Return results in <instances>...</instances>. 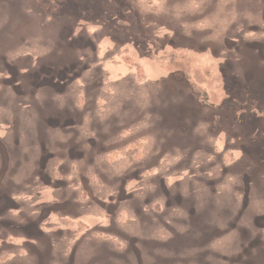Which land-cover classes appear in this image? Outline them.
I'll return each instance as SVG.
<instances>
[{"label": "rangeland", "instance_id": "1", "mask_svg": "<svg viewBox=\"0 0 264 264\" xmlns=\"http://www.w3.org/2000/svg\"><path fill=\"white\" fill-rule=\"evenodd\" d=\"M30 2L0 0V264H251L211 244L231 219L264 264V159L208 137L232 102L264 124L228 87L264 84V0Z\"/></svg>", "mask_w": 264, "mask_h": 264}, {"label": "flooded vegetation", "instance_id": "2", "mask_svg": "<svg viewBox=\"0 0 264 264\" xmlns=\"http://www.w3.org/2000/svg\"><path fill=\"white\" fill-rule=\"evenodd\" d=\"M34 1L39 5L43 6L44 8L47 7L46 2H49L50 4L54 2V5L52 6L56 7L57 2H63L64 0H34ZM71 23H75V20L71 21ZM137 51L140 52L142 55L153 56L152 54H146V52L144 51L142 52L141 49H137ZM140 53L138 54L140 55ZM66 69H70V65L58 66V67L55 66L54 64L46 65L45 70L43 72V74H46L45 82L50 81L51 78H56L57 76H59V79L60 76L66 79V77L69 76V73L67 72ZM50 83L48 82L49 84L48 86L54 87ZM229 84L230 82L228 83V87H230ZM246 88L244 90H239V91L237 90L233 91L231 88L229 93H231L233 99L236 102L239 101V103H244V105H240L242 108H244L245 110L248 108L253 109L252 106L246 108L245 97H240L241 94L247 91ZM249 92L252 94L250 90ZM249 103L254 104V100L252 101L251 98V101ZM230 105H231L230 108H223V107H219L217 109L211 108L215 113V115L214 113H212L211 116L212 122H211V127L208 130L209 133L208 137H216V136L220 137V135L223 134L225 135V149H224L225 152L229 151L228 149L230 150L236 149L242 153L241 157H245V158L250 157L251 153L250 150L248 149V144L252 145L255 142L256 145L258 146L264 145V124L262 123L256 124L253 123L252 121H249V116L246 117L242 116V118H239L240 112L236 110L235 103L232 102ZM220 110L223 113H225V115L219 113ZM221 120H223L222 129L218 130L216 129V127L218 128V125L222 124ZM228 122H230L232 126L231 129L224 128V126L225 127L228 126ZM219 137H216L217 140L219 139ZM254 151H255L254 156H261L264 159V151H261L260 147L256 146L254 148ZM90 156L91 154L89 155V157L86 155V160L87 159L90 160ZM247 195L248 194H245L244 196ZM246 206H247V200H246ZM240 209H242V204H240ZM171 210H172L171 206H169V208L168 206H166V216L164 218V221L167 220L168 217H170ZM181 211L183 212L185 218L196 219L193 213V207L181 206ZM245 227L246 226L238 228L236 224V219H231L226 223L224 227L217 226L215 228V230L213 231L214 237L211 244L216 245L214 248L217 250L219 257L221 256V260L227 258L233 259L234 257L238 258V257L250 255L251 264H257L259 259H262L261 256L262 249L259 248L260 242L256 241L254 238L249 237L248 233H252L253 230L250 228V231H248ZM228 236H235L234 240H228L227 239ZM170 238L171 236H169V240ZM169 240L166 244H169L170 242ZM223 249H227V250L231 249V250L230 252H225Z\"/></svg>", "mask_w": 264, "mask_h": 264}, {"label": "trees", "instance_id": "3", "mask_svg": "<svg viewBox=\"0 0 264 264\" xmlns=\"http://www.w3.org/2000/svg\"><path fill=\"white\" fill-rule=\"evenodd\" d=\"M67 0H64L63 2H66ZM25 2H28L27 3V6H28V8H29V2H30V0H25ZM31 3V2H30ZM33 6H35L33 3H31ZM38 4V3H37ZM52 5H54V2L53 3H51L50 4V7L49 6H47V7H44L43 8V6H41V5H39L40 7H41V9H39L37 6H35L36 7V9L38 10V12H42L41 10H44V12H42L44 15H45V21H44V24H50V23H52L53 22V18L49 15V12L48 11H51L52 12V10L51 9H54L55 10V8L52 6ZM56 20H58V21H60V19H56ZM73 20H74V18H73ZM76 21V20H75ZM60 24H61V21L59 22ZM77 23H79V24H81V22H77ZM46 65L47 64H45V63H38V64H36V66L35 67H27L26 69H27V71H25L26 72V74L25 75H34V74H36L37 72H42V74H43V72H44V70H45V67H46ZM71 67H70V69H66L67 70V72L69 73V76L68 77H66V79L65 78H63L62 76H60V79H59V76H57L56 78H54V80L55 81H58L57 79H59V81L60 82H62L63 84H65L66 83V81L65 80H67V78H69L70 77V74H71ZM30 80V79H29ZM246 82V84H244V83H240L239 82V85H240V89L238 88V86H236V85H234V84H231V86H230V84H229V86H230V89L232 88V90L233 91H239V90H244L246 87L247 88H249V90L252 92V94H253V100H254V104L258 107V108H255V109H257V111L256 110H254V108L252 109V110H248V109H246V113H248V111H250V112H252V111H255V112H258L259 114H263L264 115V84H262V82H261V87L259 86V80H256V78H254V79H250L249 77H247L246 78V80H245ZM48 82L50 83V81H46V84L47 85H49L48 84ZM51 84V83H50ZM251 84V85H250ZM51 85H53V84H51ZM54 87H56L55 85H53ZM230 89H229V91H230ZM41 90H43V89H41ZM262 110V111H261ZM252 117V116H251ZM253 146H254V148L257 146V147H260L261 148V151H264V145L263 146H258V145H256V143L254 142L253 144H252Z\"/></svg>", "mask_w": 264, "mask_h": 264}]
</instances>
